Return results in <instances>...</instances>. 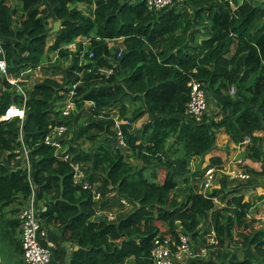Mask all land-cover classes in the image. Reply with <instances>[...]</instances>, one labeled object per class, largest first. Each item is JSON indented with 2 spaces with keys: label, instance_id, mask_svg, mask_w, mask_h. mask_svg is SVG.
Instances as JSON below:
<instances>
[{
  "label": "trees",
  "instance_id": "trees-1",
  "mask_svg": "<svg viewBox=\"0 0 264 264\" xmlns=\"http://www.w3.org/2000/svg\"><path fill=\"white\" fill-rule=\"evenodd\" d=\"M78 3L90 9V16ZM50 15L61 24L53 35ZM200 36L206 37L201 44ZM80 37L90 38L88 47L79 44L65 65L72 58L68 46ZM121 38V49L108 43ZM0 40L14 77L37 68L63 72L62 82L46 78L26 97L0 77V119L12 105L26 109L23 137L19 119L0 120V157L7 154L0 159V264H26L16 217L33 193L18 152L24 147L43 204L41 219L57 225L64 240L77 247L70 264H154L155 239L177 240L180 229L195 248L205 235L201 242L208 249L207 256L184 264H264V227L250 217L259 210L244 195L264 184L231 186L229 179L216 176L220 187L203 193L192 183L191 170L195 160L203 162L218 148L223 129L237 145L251 139L246 157L262 163L264 176V0H243L236 9L230 0H173L155 12L144 0H0ZM48 54L57 57L45 65ZM103 68L113 73L101 74ZM192 79L217 101L218 110L201 121L187 114ZM75 84L77 110L92 103L96 120L74 130L71 139L66 134V148L81 139L90 144L88 151L70 147L73 157L66 160L45 138L59 124L50 119L53 114L58 119L56 104ZM129 103L139 106L132 110ZM118 105L120 118L129 121L120 125V135L113 129L116 117L104 114ZM145 115L149 120L140 139L135 123ZM75 120L81 128L78 117L66 124ZM134 158L141 164L134 165ZM223 161L214 156L211 165L221 169ZM74 163L97 187L102 208L110 197L126 199L133 208L113 222L101 216L93 188L75 181ZM161 172L163 183L157 180ZM204 178L197 179L206 189ZM212 230L215 247L207 245Z\"/></svg>",
  "mask_w": 264,
  "mask_h": 264
},
{
  "label": "built area",
  "instance_id": "built-area-1",
  "mask_svg": "<svg viewBox=\"0 0 264 264\" xmlns=\"http://www.w3.org/2000/svg\"><path fill=\"white\" fill-rule=\"evenodd\" d=\"M146 5L150 11H161L166 7H169L173 4V0H144ZM252 1V0H249ZM231 7L234 5L230 2ZM121 55V54H119ZM92 56V55H91ZM102 74L107 76L113 73V69H100ZM25 74V73H24ZM21 75V77L24 76ZM0 77L6 79L11 85L17 86L18 82L21 81V77H14L9 73V66L6 61L5 52L1 46L0 40ZM189 87L191 89L190 92V101L187 105V114L197 121H201L203 116L208 112V95L205 89V86L196 79H192L189 83ZM75 88V87H74ZM19 92L25 96L23 88H19ZM234 89L232 90V93ZM76 94L75 91L71 93V96ZM71 96L66 103L65 109L63 110V116L68 117L71 113V110L74 107L73 102L71 101ZM26 116L25 108L11 106L5 117L3 119H12L19 118L24 121ZM121 120V119H120ZM116 122V119H115ZM129 121L125 120L122 124H128ZM116 125V123H115ZM120 125H116L115 129L118 130V134ZM66 127L65 125L55 126L52 132L45 138V142L48 145L56 147L58 150L63 149L62 140L65 136ZM121 145L126 146L122 141ZM67 156H65L66 159ZM70 159V158H69ZM67 160V159H66ZM27 166L30 167V161L27 156ZM75 168L74 178L77 183H82L85 188H93L95 199H99L100 193H98L97 189L89 184L87 180H84V172L79 163L73 164ZM243 170V169H242ZM219 168L211 167L208 169L207 175L209 179L206 182L205 188H209L211 186V180H214L215 174L219 172ZM246 171V170H244ZM236 177H231L232 180L240 179L239 181H247L250 179V175L245 172H241L239 168L235 169L233 173ZM123 206H130L132 209L133 204L123 199ZM116 217V216H115ZM113 215H108V219L111 221L115 220ZM251 218L256 219L260 224L261 221L264 222V211L259 210V212L253 211L250 214ZM21 221V243L23 250V259L26 264H52V255L50 249L43 244L45 241L48 231L44 226L43 221L40 219L39 210L36 207V202L34 197L30 200V202L25 206L23 211L19 217ZM207 245L211 247H215L218 244V240L216 238V233L212 230L207 236ZM207 247V246H206ZM208 254V249H207ZM152 261L154 264H180L184 263L190 258H195L194 253V245L192 243V239L189 235L183 234L181 231L179 232V238L176 239H165L162 240L160 237H157L154 241V248L152 250Z\"/></svg>",
  "mask_w": 264,
  "mask_h": 264
},
{
  "label": "rangeland",
  "instance_id": "rangeland-1",
  "mask_svg": "<svg viewBox=\"0 0 264 264\" xmlns=\"http://www.w3.org/2000/svg\"><path fill=\"white\" fill-rule=\"evenodd\" d=\"M237 1H238V3L240 2L239 4H241L243 0H237ZM79 7L80 8L82 7L83 8L82 10H84V11L87 10L85 4H81V5H79ZM76 50L77 49H75L73 52L70 51L71 54H72L71 55L72 58L65 65L68 64V66H69L71 64L73 58H75V55L74 54H75V51ZM46 70H47L48 73L49 72H52V71H50L48 69H46ZM65 71L66 70L64 69V72ZM44 72H45L44 69L43 70L42 69H40V70L39 69H35L33 71L31 70V71L27 72L21 78V83L18 82V85L16 86V91L19 92V88H21V89L23 88L26 91L31 90L34 87L35 84H37L38 82H40V80L42 79V77H38V76H44ZM61 74H62L61 72H56V77H59V78H57L58 80L61 79L60 78V77H62ZM0 88H3L4 89V85H3L2 81L0 82ZM207 95H208V112H207V114L209 115L210 112H212V111L215 112L218 109L216 108L217 107L216 106V102L217 101H215V99L212 97V95L210 93L207 92ZM129 104H130L131 109L133 107L135 109L138 106V104H135V105H132L131 103H129ZM60 108H61V105L59 104L57 106V109H60ZM91 112H92V110H91V108H89V105L88 104L81 111H78L76 109V107H75V110L72 113L71 120H73L76 117H78V118H80V121H83L80 124L81 125V128H77V129L84 130L85 129V126L87 124H89V123H91V122H93V121L96 120V117L91 116ZM87 116L88 117L91 116V117H89V118L86 119ZM147 120H148V116L147 115L143 116L137 123H135V127L138 129L137 125L140 124V126H141ZM122 122H125V120H120V119H118V117L116 118V125H121ZM115 126L113 128L114 130H115ZM68 133H71V131L70 132L68 131L67 134ZM137 133H139V138L141 139V136H142L141 132L138 131ZM260 134L261 133H258V135H260ZM22 137H23V134H22ZM70 137H71V135L69 136V138ZM263 137H264V135H263ZM66 138H68V136ZM250 143H251V139L248 138V137H246L242 145H240V144L237 145L234 142H231L230 141L229 135H227L223 131V129L220 132H218L217 144L219 145V149L221 150L220 152H223L225 154V155H223V158L225 159V163L221 166V169L219 168L220 171L215 174V177L216 176L217 177H220L218 179H227V180L229 179V181H231L230 182V185L231 186H235V185H237L241 181H239L240 179L232 180L231 177H236L233 173L235 172V169L236 168H239L241 172L243 171V172L247 173L248 175H250V179L249 180L243 181V182L246 183L244 185H247L248 183H253V185H254V184H257L258 182H260L261 184H264V176H261L260 175V173L262 172V169H263L262 168L263 167L262 166V163L261 162H254L253 160L248 159L246 157V152H247V150H249L248 145H251ZM120 144H121L120 141H112V145H114V146H117V145H120ZM263 145H264V143H263ZM72 146L73 147H76V146L77 147H80L81 149H84L86 151H88L89 148H90V144L85 139H81L80 141H77V143L75 141L74 143L70 144L69 149ZM25 151H27L26 148H19V150H18V152H20V155H21V159L22 160H23V155L22 154H25ZM61 153L63 155H65V156H67L66 157L67 160L69 159L70 155L68 154V150H61ZM213 153H214V151H212L210 154H208L205 157V159L203 160V162L198 161V160H195L193 162V164L191 165V170L196 175V179L194 177L192 178V183H194L195 185L198 186V188L196 190H198L199 192H203V193L204 192L205 193L207 192L206 189L202 188V182H203V180H199L197 178H199V177L204 178V176L207 175L208 169L211 168V167H215V166H212L211 165V159L213 158V155H212ZM6 156H7V154H4L3 156L0 157V159L1 160L2 159L5 160L7 158ZM130 161L134 165H136V164L140 165L141 164V161H138L135 158L133 160H130ZM215 168H218V167H215ZM244 170H246V171H244ZM87 177H88V175H87ZM206 178H207V180L209 179L208 177H206ZM164 179H165V172H161L159 174V177H157V180L159 182L163 183L164 182ZM216 183L217 182L215 181V179L214 180H211L210 189H212L215 186ZM216 187L219 188L220 187V184H216ZM244 195H245V201H253L254 203L257 204L258 210L264 211V188L263 187H259V189L258 188H254V189H252V191L244 193ZM111 200H112L111 203L116 207V209H119L120 206H121V203L123 204V201H125V200L121 199L120 197L111 198L110 201ZM261 200H262V202H261ZM217 201H216L217 207H221L220 201L219 200H217ZM97 202L99 203V200ZM14 206H12V207H14ZM97 207H99V204H97ZM125 207L126 208H130L131 205L130 206H126L125 205ZM19 209H20V207H19ZM108 215H113L115 217V213L114 212H111V211L107 212V214H105V217L108 218ZM209 222H210V220L208 219L204 223V225H202V226H204V228L207 229ZM179 224L180 223H176L177 227H179ZM258 227H264V222L261 221V226H258ZM179 231H182V229H180ZM203 236H205V235H201L200 240L198 241L199 243L198 242L195 243V245L197 244L196 245V248L199 251H201V249L199 247L203 244L201 242L202 241L201 239L203 238ZM229 247L232 248L231 245H229ZM241 255H242V253H241Z\"/></svg>",
  "mask_w": 264,
  "mask_h": 264
},
{
  "label": "crops",
  "instance_id": "crops-1",
  "mask_svg": "<svg viewBox=\"0 0 264 264\" xmlns=\"http://www.w3.org/2000/svg\"><path fill=\"white\" fill-rule=\"evenodd\" d=\"M230 2H232L233 3V5H234V7H233V9H236L240 4V2L238 3V1L237 0H230ZM82 3H78V4H76L77 5V7L84 13V14H86V15H88V16H90V9H88L87 7H86V9L87 10H82L83 8L81 7H79V5H81ZM89 11V12H88ZM51 16V15H50ZM54 18H53V16H51V18H49L48 19V21H49V23L51 24V26L52 27H54V24H55V21L53 20ZM61 29V28H60ZM55 34V33H54ZM51 35H53V34H51ZM205 38L206 37H204V36H200V38H199V43L201 44L202 42H203V40H205ZM50 40V41H49ZM48 41H49V46H51L52 44H53V42H54V38H53V36H51L49 39H48ZM89 41H90V38H87V37H80V38H78L77 40H76V42H74V43H72L71 45H69L68 46V49L71 51V52H73L75 49H77L78 48V45L79 44H83V46L84 47H88V43H89ZM109 44H110V46H115V45H120L119 46V48L121 49V48H123L122 47V43H123V38H121V39H118V40H111V41H109L108 42ZM75 53H76V51H75ZM75 55V54H74ZM57 57V54H48V57H47V59H46V62H45V65H49V62L50 61H55V58ZM82 65H85L86 64V62H82L81 63ZM37 69H44V68H37ZM33 70H35V69H32V71ZM45 70V72H44V76H38V77H42V79L40 80V82L42 81V80H44V79H46V78H55V79H57V78H59V77H56V72H61V71H55V72H47V70L46 69H44ZM62 74H61V76L62 77H60L61 79H57L58 81H60V82H62L63 81V72H61ZM39 80V79H38ZM39 83V82H38ZM26 91V90H25ZM26 93H27V91H26ZM68 100L69 99H66V97L65 98H63L61 101H59L57 104H56V112H59L60 110H64L65 109V106H66V103L68 102ZM61 105V108L60 109H57V106L58 105ZM89 105V108H91V110L93 109V106H92V103H90V102H87L86 104H85V106L86 105ZM132 104V103H131ZM138 104V103H137ZM130 105V104H129ZM132 105H134V104H132ZM85 106L83 107V108H85ZM138 106H139V104H138ZM77 109V108H76ZM120 110V106L118 105V106H116V107H114V109H109V110H107V111H109V112H107V111H105L104 112V114L105 113H110L111 115H113V116H115L116 118L118 117V119H121V120H123L122 118H120V116H119V110ZM74 110H75V107H73V109L71 110V113H70V115H69V119H71V117H72V113L74 112ZM83 110V109H82ZM113 110V111H112ZM132 110H134V107L132 108ZM78 111H81V110H78ZM112 112V113H111ZM148 116V115H147ZM60 117V113H59V116H58V118ZM50 119H52V120H56L57 119V117H56V115L55 114H53L51 117H50ZM148 120H149V117H148ZM147 120V121H148ZM146 121V122H147ZM145 123V122H144ZM143 123V124H144ZM78 124V122H76V120L75 121H73L71 124H70V126H69V128H68V131L70 132L71 131V134L70 135H73V131L74 130H76L77 129V125ZM142 124V125H143ZM142 125L140 126V124H138L137 125V127H138V131H140L141 129V127H142ZM79 130V129H78ZM138 136H139V133H138ZM69 139H71V138H69ZM72 144V143H71ZM24 150V149H23ZM64 150H67V149H64ZM221 150L219 149V145H218V148L214 151V153L212 154L213 155V157L214 156H220L223 160H224V163H225V159L223 158V155H225L223 152H220ZM60 152V154H62L61 153V150L59 151ZM68 154L70 155V157H73V155L72 154H70L69 153V150H68ZM23 155V159H24V164L25 163H27V156H26V151H25V154H22ZM69 157V158H70ZM212 158V157H211ZM20 160L22 161V159H21V155H20ZM223 163V164H224ZM22 167H23V165H22ZM31 172H32V169H31ZM83 172H84V175L86 174L85 173V171L83 170ZM259 189V188H258ZM261 194V193H260ZM36 196H37V189H36ZM258 198V197H257ZM110 199H111V197L108 199V202L105 204V208H102V206H101V208L100 209H103V210H101L104 214H107V212H109V211H111V212H114L115 213V216H123V215H125V214H127L131 209H127L126 207H124L123 206V204L121 203V206H120V208L119 209H116V207L111 203L112 202V200L110 201ZM258 200V199H257ZM262 202V201H261ZM40 206H43V204L41 203V202H39L38 203ZM108 221H110V222H113V221H111V220H109L107 217H105ZM115 220H116V217H115ZM48 228H49V232H48V237H47V239L45 240V242H44V245L45 246H48V247H50V249H51V251H52V261H53V264H70V261H71V256H72V253H73V251H75V250H77V247H74L71 243H69V242H66L65 240H64V238H63V235H62V230L57 226V225H55V224H49L48 225ZM200 249H201V251H199L197 248H195L194 247V253H195V258H197V257H205V256H207V247H206V245H201L200 247H199ZM180 264H184V263H180Z\"/></svg>",
  "mask_w": 264,
  "mask_h": 264
},
{
  "label": "clouds",
  "instance_id": "clouds-1",
  "mask_svg": "<svg viewBox=\"0 0 264 264\" xmlns=\"http://www.w3.org/2000/svg\"><path fill=\"white\" fill-rule=\"evenodd\" d=\"M103 69H105V68H103ZM109 69V68H108ZM32 70V69H31ZM31 70H28V71H25V72H23V73H21V75L22 74H26L27 72H29V71H31ZM101 73V72H100ZM24 74V75H25ZM102 74V73H101ZM21 75L19 76V77H21ZM105 75V74H104ZM22 78V77H21ZM20 83H21V81H20ZM15 87V86H14ZM75 87V88H74ZM76 87H77V84H75L74 86H73V88H72V90H70V92H68L67 93V97H66V99H69L70 98V96H71V93L73 92V91H75L76 92ZM16 88V87H15ZM24 90V89H23ZM20 93V92H19ZM24 93H25V96L24 97H26V92H25V90H24ZM76 95V94H75ZM74 95V96H75ZM74 96H71V101L73 102V104H74V107H76V103H75V100H74ZM12 106H15V105H12ZM92 106H93V104H92ZM17 107H19V106H17ZM21 108H25V107H23V106H20ZM77 108V107H76ZM25 113H26V109H25ZM59 113H60V117L58 118V119H56V120H58V122H59V124L58 125H65V127H66V132H65V136H66V134H67V132H68V128H69V126L66 124L67 123V121L68 120H70L69 119V116L68 117H64L63 116V110H60L59 111ZM6 116V115H5ZM4 116V117H5ZM26 117V116H25ZM12 119H16V118H12ZM17 119H19V118H17ZM0 120H7V119H0ZM8 120H10V119H8ZM20 120V133H21V135L23 134V122L25 121V119H24V121H22L21 119H19ZM124 120V119H123ZM62 121V122H61ZM58 125H56V126H58ZM55 127V126H54ZM54 127H52V129L54 128ZM64 136V138H63V140H62V143H63V141H64V139L66 140V137ZM22 137V136H21ZM24 148H26V147H24ZM27 149V148H26ZM64 149H67V150H69V148H66V147H64V145H63V149H61V150H64ZM60 150H58V154L59 155H63V154H60V152H59ZM26 156H28V158H29V152H28V149H27V151H26ZM64 158H65V155H64ZM72 157H70V159H71ZM29 161H30V159H29ZM23 169H26V171H27V173H28V176H29V179H30V182H31V185H32V187H33V193H32V195L27 199V201H26V203H24V205L23 206H20V212L18 213V215H16V217L18 218V217H20V214H21V212L23 211V209L25 208V206L30 202V200L34 197V199H35V202H36V207L38 208V210H39V214H40V219H41V210H40V208L42 207V206H40L39 204H38V199H37V196H36V188L34 187V184H33V181H32V172H31V162H30V167H28L27 166V164L25 163L24 164V166H23ZM84 180H87V174H85L84 175ZM96 189H97V187H95ZM97 191H98V189H97ZM98 193H99V191H98ZM99 200V203L97 202ZM95 203L96 204H99V207H98V209H97V211H98V213L102 216V215H104L105 216V214L100 210V208H101V206H102V203H101V195H100V197H99V199H95ZM44 210H46V208H44ZM20 220V219H19ZM42 220V219H41ZM43 221V220H42ZM44 223V222H43ZM44 226L46 227V229H47V231L49 232V228H48V225H46L45 223H44ZM21 234H22V232H21ZM21 237V236H20ZM47 237H48V235H47ZM47 237H46V239H47ZM21 239V238H20ZM45 239V240H46ZM45 242V241H44ZM44 242H43V244H44ZM21 245H22V243H21ZM48 247V246H47ZM49 249H50V247H48ZM23 251V250H22ZM50 251H51V249H50ZM51 255H52V251H51ZM52 264H53V261H52Z\"/></svg>",
  "mask_w": 264,
  "mask_h": 264
},
{
  "label": "water",
  "instance_id": "water-1",
  "mask_svg": "<svg viewBox=\"0 0 264 264\" xmlns=\"http://www.w3.org/2000/svg\"><path fill=\"white\" fill-rule=\"evenodd\" d=\"M60 28H61L60 22H58V21L55 22L54 27L51 31V34L57 33L60 30Z\"/></svg>",
  "mask_w": 264,
  "mask_h": 264
}]
</instances>
